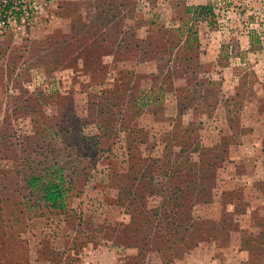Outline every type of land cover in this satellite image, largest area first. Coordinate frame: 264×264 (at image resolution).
<instances>
[{
    "label": "rangeland",
    "instance_id": "rangeland-1",
    "mask_svg": "<svg viewBox=\"0 0 264 264\" xmlns=\"http://www.w3.org/2000/svg\"><path fill=\"white\" fill-rule=\"evenodd\" d=\"M25 4L0 31V264H184L238 245L264 264V0ZM201 5L207 22L186 12ZM58 167L63 213L27 183ZM168 217L195 227L172 251Z\"/></svg>",
    "mask_w": 264,
    "mask_h": 264
},
{
    "label": "trees",
    "instance_id": "trees-1",
    "mask_svg": "<svg viewBox=\"0 0 264 264\" xmlns=\"http://www.w3.org/2000/svg\"><path fill=\"white\" fill-rule=\"evenodd\" d=\"M25 6V0H0V31H7L10 27L9 22L11 21H15L19 24L25 16ZM186 12L192 14L194 19L203 22H207L210 17H213L214 13L213 8L209 5L189 7L186 8ZM188 32H191L193 34L191 29H188ZM193 35H197V32H194ZM250 40L251 45L254 46L256 42L253 38H250ZM138 100L140 101L139 105H146L148 104L149 97L144 96L141 97V99L139 98ZM186 107L187 105L181 104L182 110ZM45 173L46 174L44 175H38L35 173L32 175H28L27 183L29 189L38 194L39 201L42 202L45 207L59 213L66 212L68 209L67 197L70 188L67 186V181L62 168L58 167L55 169H50ZM167 220L170 221V223L167 224L168 227L175 228V230L171 229L170 231L165 232V245H168L165 251H172L173 249H175V247L173 248V246H175V243H173V241H170V238H173V235H175V233H179L177 229L181 228L184 230L186 236H192L193 234H195V232H192L194 231L195 227L193 224H190V221L184 222L185 224H180V221L175 219V217H172V219L168 217ZM254 240L259 242L260 238H255ZM194 247V244L187 243V246L185 244L184 251L188 252Z\"/></svg>",
    "mask_w": 264,
    "mask_h": 264
},
{
    "label": "crops",
    "instance_id": "crops-1",
    "mask_svg": "<svg viewBox=\"0 0 264 264\" xmlns=\"http://www.w3.org/2000/svg\"><path fill=\"white\" fill-rule=\"evenodd\" d=\"M250 251L253 250L250 248L243 249L240 245L234 247L229 246L223 247L220 251L214 252L210 258H207L205 254L198 255L199 251L197 248L196 252H192L188 256L184 264H248L250 260ZM228 252L232 254L231 259H229L230 254Z\"/></svg>",
    "mask_w": 264,
    "mask_h": 264
},
{
    "label": "built area",
    "instance_id": "built-area-1",
    "mask_svg": "<svg viewBox=\"0 0 264 264\" xmlns=\"http://www.w3.org/2000/svg\"><path fill=\"white\" fill-rule=\"evenodd\" d=\"M16 5H18V4H16ZM24 10H27V6L24 7ZM25 13H26V12H25ZM9 23H10V22H9Z\"/></svg>",
    "mask_w": 264,
    "mask_h": 264
}]
</instances>
